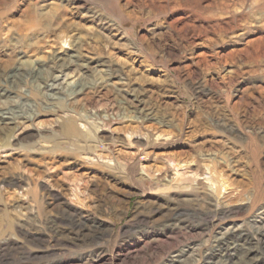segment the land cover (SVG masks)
Segmentation results:
<instances>
[{"label": "rangeland", "instance_id": "rangeland-1", "mask_svg": "<svg viewBox=\"0 0 264 264\" xmlns=\"http://www.w3.org/2000/svg\"><path fill=\"white\" fill-rule=\"evenodd\" d=\"M257 232L264 0H0V264H264Z\"/></svg>", "mask_w": 264, "mask_h": 264}, {"label": "bare ground", "instance_id": "bare-ground-1", "mask_svg": "<svg viewBox=\"0 0 264 264\" xmlns=\"http://www.w3.org/2000/svg\"><path fill=\"white\" fill-rule=\"evenodd\" d=\"M15 76V75H14ZM69 84H71V82L69 83ZM67 130H68V132H70V133H73V132H75V130H76V128H75V126L72 124V123H68V125H67ZM223 185V184H222ZM223 210V209H222ZM221 211V210H220ZM218 212V210L216 211V213ZM222 213V212H221ZM216 215H218V214H216ZM81 222V221H80ZM79 222V223H80ZM79 225V227L82 225V224H78ZM234 232H236V231H232V230H228L226 233H224L222 236H221V238H220V240H221V242H220V244H227L228 243V241L230 240V239H232L234 236H235V233ZM239 233H241V232H239ZM242 234V233H241ZM245 235V237H246V240L244 241V242H242V243H236V242H234V243H232L231 245H229L226 249H233V250H235V249H238V250H240V247H243L244 246V244L246 243V242H248L249 241V234H244ZM257 235H258V247H257V249L260 251V250H264V232H257ZM247 250H249L248 248L246 249V252H247ZM246 252H244L243 253V255H242V259H241V261L243 262V264H256V263H251V262H249L247 259H246ZM175 257H176V259H177V257H179V255L177 254V255H174ZM237 259V258H236ZM178 260V259H177ZM181 260V259H180ZM236 261L237 260H234V259H231L230 261H227V260H225V261H220V260H214V261H212L210 264H235L236 263Z\"/></svg>", "mask_w": 264, "mask_h": 264}]
</instances>
